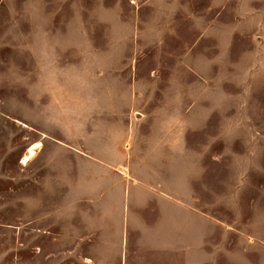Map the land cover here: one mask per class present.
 Returning <instances> with one entry per match:
<instances>
[{"label":"rangeland","instance_id":"374dc122","mask_svg":"<svg viewBox=\"0 0 264 264\" xmlns=\"http://www.w3.org/2000/svg\"><path fill=\"white\" fill-rule=\"evenodd\" d=\"M0 264H264V0H0Z\"/></svg>","mask_w":264,"mask_h":264},{"label":"bare ground","instance_id":"6f19581e","mask_svg":"<svg viewBox=\"0 0 264 264\" xmlns=\"http://www.w3.org/2000/svg\"><path fill=\"white\" fill-rule=\"evenodd\" d=\"M35 156V151L31 150L29 156H26L22 163L26 164L28 161H30Z\"/></svg>","mask_w":264,"mask_h":264}]
</instances>
